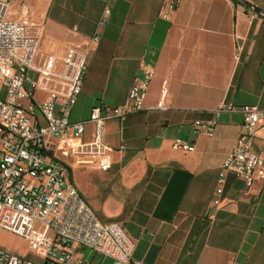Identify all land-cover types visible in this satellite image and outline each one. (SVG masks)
<instances>
[{
  "label": "crops",
  "instance_id": "crops-1",
  "mask_svg": "<svg viewBox=\"0 0 264 264\" xmlns=\"http://www.w3.org/2000/svg\"><path fill=\"white\" fill-rule=\"evenodd\" d=\"M10 1L11 19L45 25V52L88 48L99 36L72 121L89 119L102 104H124L144 71L155 72L145 109L106 124L111 169L80 167L73 177L99 219L122 225L135 242L132 258L143 264H264V181L248 188L226 172L221 203H213L221 166L242 132L241 114L218 108L264 109V18L233 0H181L169 21L159 17L164 0ZM245 1L264 14V0ZM106 7L111 14L100 27ZM214 119L213 136L194 134L195 121ZM177 141L194 151L174 148ZM252 151L264 158V124ZM71 249L111 264L90 250Z\"/></svg>",
  "mask_w": 264,
  "mask_h": 264
},
{
  "label": "built area",
  "instance_id": "built-area-1",
  "mask_svg": "<svg viewBox=\"0 0 264 264\" xmlns=\"http://www.w3.org/2000/svg\"><path fill=\"white\" fill-rule=\"evenodd\" d=\"M180 2L164 0L159 17L169 21ZM10 10L11 1L0 0V230L24 239L42 264H104L78 256L73 246L108 258L111 264H143L132 258L136 244L123 226L99 219L71 172L80 167L111 169L113 150L105 141L106 124L145 109L154 70L144 71L124 104H102L93 108L89 119L72 121L90 49L99 36L89 40L88 48L68 45L45 52L41 48L45 25L13 20ZM110 14L106 7L100 27ZM224 111L241 114L242 132L221 166L216 206L226 172L243 179L248 188L257 179L264 181V158L252 151L257 128L264 124V109L222 104L217 112ZM89 125L93 129L87 139ZM216 125V119L195 121L194 134L211 137ZM173 146L187 152L195 149L181 141ZM0 264L40 263L0 246Z\"/></svg>",
  "mask_w": 264,
  "mask_h": 264
},
{
  "label": "rangeland",
  "instance_id": "rangeland-1",
  "mask_svg": "<svg viewBox=\"0 0 264 264\" xmlns=\"http://www.w3.org/2000/svg\"><path fill=\"white\" fill-rule=\"evenodd\" d=\"M77 170V168L72 169L73 177L75 176ZM0 246H3L8 250L15 251L21 256L31 259L36 263L42 264L44 262L42 258L38 257L36 253L29 248L28 243L24 239L3 230H0Z\"/></svg>",
  "mask_w": 264,
  "mask_h": 264
},
{
  "label": "water",
  "instance_id": "water-1",
  "mask_svg": "<svg viewBox=\"0 0 264 264\" xmlns=\"http://www.w3.org/2000/svg\"><path fill=\"white\" fill-rule=\"evenodd\" d=\"M237 1L242 2L244 5H246L254 14L264 18V14L257 8L253 7L250 3L246 2L245 0H237Z\"/></svg>",
  "mask_w": 264,
  "mask_h": 264
},
{
  "label": "trees",
  "instance_id": "trees-1",
  "mask_svg": "<svg viewBox=\"0 0 264 264\" xmlns=\"http://www.w3.org/2000/svg\"><path fill=\"white\" fill-rule=\"evenodd\" d=\"M235 3H240L239 1H237V0H233ZM71 172V171H70ZM71 177H72V179H73V175H72V172H71Z\"/></svg>",
  "mask_w": 264,
  "mask_h": 264
}]
</instances>
